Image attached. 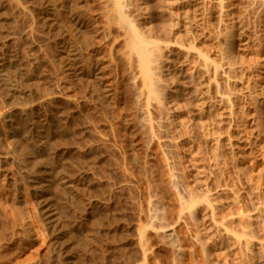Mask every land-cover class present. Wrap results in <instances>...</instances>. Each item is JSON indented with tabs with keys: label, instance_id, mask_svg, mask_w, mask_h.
<instances>
[{
	"label": "bare ground",
	"instance_id": "obj_1",
	"mask_svg": "<svg viewBox=\"0 0 264 264\" xmlns=\"http://www.w3.org/2000/svg\"><path fill=\"white\" fill-rule=\"evenodd\" d=\"M28 1L26 2L27 5L30 3L31 8L37 9L39 12V14L37 13L39 15L38 20H40V27L42 25L44 29L45 38H49L54 43L56 59L63 71L62 78H66L71 87L80 94L75 96L85 95L87 98L98 101L101 104V106L99 104L100 107L103 105L106 109H112L113 106V108H116L115 110L120 112V121L118 120L120 123L118 122V125L121 126L120 136H122V139L119 136L117 137L121 139L120 142H123V145L122 142L120 144L121 147L123 146L121 162L124 163L123 168L125 170L122 174H128L130 177L129 184L131 187L133 185L136 187L137 193L134 187L133 192L138 195H136V198L139 197V204H137L138 201L136 204L140 206V220H138L139 224L132 229V241L129 242L126 238L123 228H121V232L116 231L118 234L120 233L121 245L119 249L123 258L120 264H148L151 261L154 262L153 264H264V0H101L102 9L98 13L95 8L97 10V12H94L95 15L92 13L91 15L86 14L89 12L85 10V0H66L63 9L69 15L70 27L68 26V30L64 31L61 26L66 24L63 25L59 22V19L61 18L63 21L68 16L66 18L59 17V9L57 5H54L55 0H52V2L51 0ZM59 2L61 4L62 1ZM98 2L99 0L95 4ZM90 4L87 5L90 6ZM95 4L94 6L97 5ZM21 5L24 10L25 4ZM91 5L93 9V4ZM14 6L17 9V3ZM61 6L58 7L61 9ZM60 16L63 15L60 14ZM8 37L10 38L9 35ZM3 39L7 40V38ZM42 40L44 39L42 38ZM10 41L12 40L10 39ZM44 42L48 43L45 40ZM102 42L106 47L105 58L101 56ZM2 54H0V80L8 87L7 83L12 85L15 83L8 82L10 77L7 74V69L11 61L7 57H3ZM58 65L55 64V68ZM14 69V71H17L15 66ZM23 69L26 71L25 67ZM46 72L41 73L45 75ZM38 73L33 74L39 75ZM46 75L48 74L46 73ZM38 79L33 76L28 79L25 78L22 84L24 88L21 87L22 89L15 87L10 90L12 88L8 87L13 100L15 98L20 103L17 106L27 103L23 99H27L26 95H31L33 91L37 90ZM18 80L20 82V79ZM41 82L39 83L41 84ZM45 82H47V79ZM18 85L20 84L18 83ZM6 86H4L5 89H7ZM47 87L41 88L44 89L45 93L40 91L42 93L40 95H44L40 97V100L38 99V102L40 101L43 106H49L51 112H46V108L41 120L29 121V131H31V134L34 132L33 135L36 134L38 138V144H35L33 148L36 154L35 158L41 173L51 178L57 191L71 193L76 196L79 191L78 176H75L78 179L72 177L74 173L69 176V173H65L67 170L63 171V167L59 164V162H63L60 161V157L64 156L66 150H58L54 153L55 144L53 148L46 147L45 134L49 132L46 129L47 125L63 120V114H65V112L61 113L63 110H60L61 104H58L61 96L65 98L64 94L60 95L58 89L61 88L58 87L55 91L52 90L53 93H49L47 92L49 87L48 89ZM35 93L34 95H38ZM67 97L70 96L66 94V100L72 98L74 104L77 101V97L75 100L73 97ZM91 101L93 100L90 99L89 105L92 103ZM81 103L83 102H80V105ZM14 104L16 105V102ZM27 105L30 106V103H27ZM38 106L41 108L40 105ZM21 107L23 106L21 105ZM77 107L79 106L77 105ZM63 108L67 107L64 106ZM25 109H21L22 113L27 112L28 108ZM29 109L31 108L29 107ZM31 111L28 113H31ZM66 111L69 113L68 110ZM72 112L70 113L72 114ZM28 115L31 116V114ZM33 115L35 116V114ZM30 118L28 120L32 119ZM91 119L94 120L93 117ZM60 128H63L62 125ZM55 136L57 135L55 134ZM49 137L52 140V137ZM59 138L57 137L56 140H59ZM63 142L61 145H63ZM99 142L98 144H100ZM77 143L79 146L81 145L78 141ZM77 143L75 141L76 145H78ZM85 146H88V144ZM59 147L62 146L58 145V149ZM46 149H52L53 152L47 153ZM83 149L85 148L83 147ZM119 149L121 151L120 146ZM78 150L80 151L81 148ZM67 151H70V149ZM71 153L73 155V151ZM90 153L93 155L94 151ZM82 156L84 157V154ZM72 157L69 160H72ZM78 159H81V156ZM83 159L85 161L92 160L91 157L87 160ZM34 161L31 160V163H34ZM74 162L73 165H75ZM78 162L80 163V161ZM74 168L80 170L81 180L79 182L87 189L93 180L90 181V175L94 177L95 173L98 174L97 170L102 167H98L94 174H90V168L86 166L82 168V171L79 166L78 168L74 166ZM103 170L101 169L99 172L103 173ZM126 178H128L127 175ZM41 179L44 180L43 177ZM97 179L98 177L95 180ZM101 181H97L98 190L102 188V184L99 185ZM125 182L127 183H124V186L119 185L120 182L118 181L116 184L118 183V186L122 188L127 186L126 189L130 194L132 192L130 191L131 187H128L127 180ZM125 184L127 185L125 186ZM44 185L41 184V186ZM112 185L114 186V184ZM41 186L39 187V190H42L39 198L44 209V213L42 212L44 218L53 229L55 243L59 251L62 255H66L64 259L62 258L64 263L74 264L76 262H73L68 256L75 254L73 253L75 250L73 251L70 247L69 239L67 240V236L70 234L69 232L67 235L66 228L68 219L65 218L66 216L61 217V213L59 214L57 210L60 206L56 209L55 204L49 198L51 196H47L46 185L40 189ZM109 186L111 185L109 184ZM109 186L106 187L107 189L103 187L105 191L109 190ZM118 186L117 188H119ZM47 187L50 186L47 185ZM37 188L38 186L35 189L38 190ZM120 190L123 189L120 188ZM120 190H116V194ZM89 192L93 191L88 189L87 193ZM84 193L85 191L81 194L84 196L86 195ZM99 195L102 197V202H104L102 194L99 193ZM117 197H115L116 200ZM82 198L79 201H82ZM111 199H114V196ZM132 199L134 200V196ZM101 200L98 201L101 203ZM124 200L123 202H125ZM109 202L107 201L108 204ZM115 202L111 203L114 204ZM118 202L122 201L119 200ZM133 203H131L132 207L134 206ZM61 204L63 205L62 202ZM71 205H75V203ZM128 207L130 206H127V212L129 211ZM60 209L62 211L63 208ZM110 209L115 210L111 206ZM101 210H103L102 207ZM113 210L110 212L112 213ZM85 212L84 214H86ZM87 213L90 214V212ZM129 213L132 212L129 211ZM28 217H31V215ZM116 217H114V220ZM129 217L131 218V216ZM129 217L126 219H130ZM136 219H133V221ZM27 220L26 222L22 221L26 224ZM134 222H137V220ZM29 223L31 224V222ZM30 224L28 226L32 225ZM92 224L97 225V221L96 223L93 221ZM26 225L23 227L24 229L27 228ZM79 226L82 227L80 224ZM107 227L110 226L107 225ZM111 227L113 226L111 225ZM118 227L120 228V226ZM113 229L111 228V230ZM127 229L129 228L127 227ZM112 233L115 234V232ZM107 234L110 235L111 233ZM114 234L113 236L116 237ZM93 236L95 238V235ZM97 238L96 244L98 242ZM78 242L79 240L76 242L77 244L75 242L74 244L76 246L80 245L82 240ZM113 242L115 241H110V243L115 244ZM104 244L106 245L105 242ZM82 246H79L82 248V250H79L83 253ZM91 249L95 254V247L91 246ZM100 250H103L102 246H100ZM108 250L106 251L108 252ZM134 250H136L137 255L134 254ZM87 253L90 254L88 250ZM151 253H153L154 256H151L154 259L152 258L153 260L149 261L148 257ZM83 257L80 259L84 260ZM116 257L115 259H117ZM76 258L74 255V259ZM100 259L98 260L100 261Z\"/></svg>",
	"mask_w": 264,
	"mask_h": 264
},
{
	"label": "rangeland",
	"instance_id": "obj_2",
	"mask_svg": "<svg viewBox=\"0 0 264 264\" xmlns=\"http://www.w3.org/2000/svg\"><path fill=\"white\" fill-rule=\"evenodd\" d=\"M1 1H0V3H2V4H0L1 5V7H0V13H1L0 14V52L1 53L0 54L3 53L2 56L3 57H7L11 61L9 67L13 63L15 64V65L13 64L10 67L11 70L9 69V67H8L9 71L7 69V72H8L7 74L10 77L9 78L10 80L8 82L15 83L13 85L7 83L9 85L8 87L12 88V89L9 88L10 90H13L15 87L21 88L23 86L22 84H23V81H25V78L28 79L30 76H33L36 79H38L41 76L42 78L40 77L38 79V81L39 82L42 81V82H41V84L39 82L37 83V85L39 84L38 88H37V90H35L36 88L34 89L35 92L37 91V93H35L33 91V93L31 94L32 96L34 95V93L38 94V95L42 94L41 92L45 93L44 89H41V88H44V87H47V86L49 87V89L47 87V89L49 90L47 92H49V93H53L52 90L55 91V89H58V87L61 88V89H58V90L60 92V95L64 94L65 98L64 97L62 98V96H61L60 99H59L58 104L59 105L61 104L60 105L61 106L60 110H63V112L61 111V113L63 114L65 112V114H63L64 115L63 116V120L55 121V123L53 122V123H49L47 125L46 129L51 134L49 132H47V130H46V132H47V134H45L46 135V141H47V146L46 147L49 148L48 146H50V148H53V145L55 144L56 148L55 147L54 148L56 150L53 148L54 153L57 152L58 150L59 151L63 150V149L66 150V151L64 150L65 151L64 156L60 157V161L61 162L63 161V162L62 163L59 162V164H60V166L63 167V168L61 167L63 171L67 170V172H65V173H67V174L69 173L70 174L69 176H72L73 173H74V175L72 177L76 178V179L79 178L77 180V182L79 183V191H78V194L76 196H73V194H71V193H63L61 191H57V188H56L55 184L53 185V181L51 180V178L46 176V175H43L41 173V169L39 168V166L37 164V161H36V158H35L36 154H35V150L33 148H34L35 144H38V138H37L36 134H35L36 136L33 135L34 132L31 134V131H29V129H30V122L29 121L32 122L34 120L35 121L39 120V119L41 120L42 117H43V114L46 111V108H47L46 112H49V113L51 112L49 106H47V107L43 106L42 104H40L41 103L40 101L38 102V99L40 100V97L43 96L44 94L40 95V96L34 95L33 97L30 94H28V96L26 95L27 99H23V101L26 100L27 103H30V106H28L27 103L21 104L23 107H21V105L17 106L20 103L17 102V99H15V98L13 100L11 91L8 89V87L5 85V83L3 84L2 81L0 80L1 81L0 82V116L2 115L0 117V118H2L0 120V122L2 123V124L0 123V264H57V263L66 264L63 261V259L65 258L66 255H64V254L62 255V253L59 251V249H58V247H57V245L55 243V238H54L55 234L53 233V229L50 226V224L48 223V221L44 218L45 217L43 215L44 209H43L42 203L40 202V198H39L40 195H41L40 191H42V190H39V187L41 186V184L44 185L47 181H49V182H47L45 184L46 185L45 189H47V193H46L47 196H51L49 198H51L50 200L53 202V204H55L56 209H57L58 206H60V207H58L59 209H57V210L59 211V214L61 213L60 214L61 217H65L66 216L65 218H67L68 220L70 219V221H69L70 223H69L68 220L66 221L63 218L66 221V224H68V226H66L67 235L70 232V234L67 236V240L69 239L68 242L70 244V247H72L73 251L75 250L73 252L75 254L68 255L73 262H76L74 264H77V263L80 264L81 262H83L84 264H87V262H89V264L91 262H92L91 264H120L122 262L121 260L123 258L120 255V249H119V247L121 245L120 238H119L120 233L118 234L117 232H121L120 230H122L121 228H123L124 229L123 230L124 231L123 232L124 235L127 236L126 238L129 240V242H131L132 241L131 239H133L132 238V231H133L132 229H133V227L135 225L139 224L138 220H140V215H139L140 214V206L139 205H138L139 207L137 206V204H139V197L136 198V195H137L136 194L137 191L135 190L136 187L133 185L134 190L136 191V193H135V192H133L134 191L133 187H131V185L129 184L130 177L128 176V174H126V173L122 174V173H124L125 170L123 168L124 163L121 162L122 161L121 158H123V154H121V153H123V150H122L123 146L121 147V145H120L121 142H122V141L120 142V140L122 139L121 138L122 136H120V134H121V131H120L121 130V126L118 125L120 123L119 122L120 121V117H119L120 116L119 115L120 112L115 110L116 108L115 107L113 108V106L112 107L110 106L112 108V109L109 108L110 110L106 109V107H103V105H102V107H103L102 108V107H100L101 104L98 101H96L93 98H87V96H85V95L84 96L81 95V96L77 97L80 94H78L77 91L73 87H71L70 83L66 80V78H64V79L62 78L63 77V75H62L63 71L60 69V66L58 65V60L56 59V50L54 49L55 46H53L54 43L51 42L52 40H50L49 38L48 39L45 38L46 36H45L44 29H43L42 25H41L42 28L40 27V22H39L40 20H38L39 19V15H38L39 12L37 11V9L34 10L33 8H31L32 6L30 5V3L27 5L26 2H29L28 0H7V1L6 0H1ZM13 1H15L14 5H16V3H17V9H16V6L13 5ZM57 1L55 0V3H54V1H53V3H54L55 6L57 5V8L59 9V17L66 18V16H68L63 21H62L61 18L59 19V22H61L63 25L64 24H66V25L68 24L67 27H66V25L61 26L62 25L61 23H60L61 24L60 26L63 29V31L64 30H68V28L70 27L69 26L70 25L69 24V15L67 13H65L67 11L65 9H63V8H65L64 6H65V1L66 0H59V1H62V2L64 1L63 3L61 2V4H60L59 1L57 3ZM89 1L85 0V2H84V5L86 4L85 10L86 11L88 10L87 12H89V13H86V14L87 15H91V13H92V14L95 15L94 12H97V10H98V13H100V11L102 9V4L100 2L101 0H99V2L96 3L97 5L95 4V2H97L98 0L97 1L96 0L95 1L94 0L93 1L89 0ZM51 2H52V0H51ZM90 3L93 4V9H92V5ZM99 3H100V5H99ZM21 4H23V5L25 4L26 5V6L24 5V10H23ZM87 4L88 5L90 4V6H88ZM94 4L96 6H94ZM20 5H21V7H20ZM60 5H62L61 9H60V7H58ZM99 6H101V7H99ZM90 7H91V9H90ZM21 8H22V11H21ZM30 8H31V10H30ZM91 10H93V11H91ZM28 11H30V12L28 13ZM61 12H63L64 14L61 13ZM60 14L63 15V16H60ZM65 14H67V15H65ZM64 15H65V17H64ZM20 34H22V35H20ZM8 35L10 36V38L8 37ZM18 36H20L21 38L20 37L17 38ZM3 38H7V40L3 39ZM42 38L45 41H47L48 43L44 42V40H42ZM10 39L12 41H10ZM4 40H5V42H4ZM49 42H51V43H49ZM44 43H46V44H44ZM101 45H102V47H101V56L103 58H105L106 57V47L103 44V42L101 43ZM20 60H22V61H20ZM18 61H19V63H18ZM55 64L58 65V66H56L57 68H55ZM16 65H17V67H16ZM18 65L19 66L21 65L20 66L21 69H20V67ZM22 65L25 67L27 72L24 71V69H23L24 67ZM14 66H15L17 71H14L15 70ZM18 68L20 69V71H19L20 73L18 72V70H19ZM57 69H60L61 72H59L60 70H57ZM43 70L47 71L46 73L48 75H46V73H45V75H46L45 76L44 73H41V72H45ZM12 71L15 72V73H13ZM39 71H40V73H38ZM9 72H12L13 74L12 73L10 74ZM35 72L38 73L39 75L33 74ZM16 73L18 74V76H17ZM12 75H14V76H12ZM43 76H45V77H43ZM11 78H12V80H11ZM45 78L47 79V82L49 84H51V86H53V87L49 86V84L47 82H45V80H46ZM13 79L16 80V82L17 81L18 82L17 83L14 82ZM18 79H20V82H19ZM42 79H44V80H42ZM61 79H63V80H61ZM18 83L20 85H18ZM45 83H46L47 86L45 85ZM42 84L45 85V86H43ZM54 85H56V86L54 87ZM61 85H62V87H61ZM4 86H6L7 89H5ZM64 87L66 89H69V87H70V89L67 91ZM22 88H24V87H22ZM61 90L62 91L65 90V91H63V93H62ZM66 94H67V96H70V97H67V98H71V97L77 95V96L73 97V99L75 100V98L77 97L76 98L77 101L76 102L74 101V102H75V104L78 103L77 105L79 107H77V105L75 106V104L71 100L72 98L66 100ZM81 97H83V98H81ZM23 98H25V96H23ZM28 99H31L30 100L31 102L30 101L28 102L27 101ZM35 99L37 100L38 103L36 102ZM90 99H92L93 101H91V102L95 103V104L90 103V105H91L90 106L89 105ZM70 100L72 102V105H71ZM14 101L16 102V105L14 104L15 103ZM33 101L36 102V103H34ZM86 101H88V102H86ZM80 102H83V103H81V105L83 104L82 106L80 105ZM85 103H88V104H85ZM99 104H100V106H99ZM38 105H40V106L42 105L41 108H39ZM95 105L96 106L98 105V107H96ZM64 106L67 107V108H63ZM69 106H71L70 109H68ZM17 107L18 108L20 107L22 110H23V108L25 109L26 107L28 109L26 108L27 112L25 111V112L22 113V110L21 109L19 110ZM29 107L31 109H29ZM73 107L77 108V109L74 110ZM71 108H73L72 109V110H74L73 112H72ZM78 108H79V110H78ZM48 109H49V111H48ZM83 109H84V111H83ZM31 110H33V111H31ZM66 110H68L69 113L72 112V114L71 113L69 114ZM30 111H31V113H28ZM77 111H78V113H77ZM32 112H34V113H32ZM79 113H81V114H79ZM28 114H31V116L28 115ZM33 114H35V116ZM40 114H42V115H40ZM32 115H33V117H32ZM72 115L75 116V117H73ZM25 117L27 118V120H26ZM35 117H36V119H35ZM78 117H79V119H78ZM92 117L94 119L93 121L91 119ZM29 118L31 120H28ZM68 118H70V119H68ZM24 119L27 122H25ZM22 120L24 121V123H23ZM66 122H67V125H66ZM91 122H93V123H91ZM20 123H22V124L20 125ZM25 123H26V128H25ZM27 123H28V125H27ZM57 124H59V125H57ZM61 125H62L63 128H60ZM22 126L24 127V130H23ZM54 128H55V130H54ZM66 128H68V129H66ZM61 130L63 131V133H62ZM64 130H66V132H64ZM26 132H27V134H26ZM29 132H30V136H29ZM55 134L57 136H55ZM27 136H29V137H27ZM31 136H34V137H31ZM49 136L52 137V140H51V138ZM59 136H60V138H59ZM117 136H119L121 139L119 137H117ZM35 137H36L37 140L34 139ZM57 137L59 138V140H56ZM30 139H32V140H30ZM60 139H62V140H60ZM64 140H66L67 142L66 141L63 142ZM61 141L63 142V145H61L62 144ZM75 141H76V143L78 141L81 145L79 146L78 143H77L78 145H76ZM94 141H97L96 142L97 144ZM31 142L34 143V144L31 145L32 144ZM59 142H61V143H59ZM71 142H73V143L71 144ZM98 142L101 145L98 144ZM89 143H92V144H89ZM102 143L104 144V146H103ZM64 144H66L67 146L66 145L64 146ZM83 144H85V145L88 144V146H85V145L83 146ZM58 145L62 146L63 148L59 147V149H58ZM98 145H100V146H98ZM122 145H123V142H122ZM119 146L121 148V151L119 149ZM83 147L85 149H83ZM77 148L78 149L81 148V150L79 151ZM91 148H92V150H91ZM30 149H32V150H30ZM69 149H70L71 152L73 151V155H72V153L70 151H67ZM88 149L91 150V151H89ZM51 150L52 149H46V152L47 153L48 152L49 153L53 152ZM92 151H94L93 155H96V156H93L90 153ZM99 153L101 155H98ZM83 154H84V157L82 156ZM76 155H78V157H76ZM121 155H122V157H121ZM70 156L71 157L74 156L76 158L72 157V160H69V158L71 159ZM80 156H81V159H78ZM86 156L87 157L89 156L88 158L91 157L92 160H94V161L89 159L90 161L88 160L89 161V163H88V161H85L83 159V158H85L87 160L88 158ZM103 156H104V158H103ZM64 157L66 158L65 160L63 159ZM96 157H98V158L100 157V158L98 159ZM94 158H96V159H94ZM73 159H75V160H73ZM31 160H32V162L35 160L34 163H31ZM66 160H68L67 161L68 163L66 162ZM73 161L76 162V163L74 162L75 165H73ZM78 161H80V163ZM35 162H36V164H35ZM81 162H83V163L81 164ZM84 162H87L86 163L87 165ZM91 162H93V163H91ZM69 163H70V165H69ZM34 164H35V166L37 165L36 168H35ZM67 164H68V166H67ZM79 164H81V165H79ZM83 164H85V165H83ZM30 165H32L34 167L32 168V166H30ZM89 165H91V166H89ZM92 165H93V167H92ZM74 166H76V168H78V166H79L81 171H82V168H84L85 166L89 167L90 171H91L90 174H94L96 172V170L98 169V167H102L101 169L102 170L104 169V170H103V173L99 172V171H101V169L97 170L98 174L95 173L94 174L95 176L92 175L94 177H91V175H90V181L92 179L94 181L92 180L93 182L92 181L90 182V186H88V188L85 189L84 188L85 186H83V184H81L79 182V180H81L80 170L79 169H75ZM94 166H95V169H94ZM73 168H74V170H73ZM120 168L123 169L122 172H121ZM91 169H93L94 171L91 170ZM99 175H100V178H99ZM105 175H107V176H105ZM126 175H127L128 178H126ZM75 176H78V178L75 177ZM42 177L44 178L45 181L43 179H41ZM95 177L96 178L98 177V179L95 180L96 179ZM100 179L101 180L105 179L106 181L108 179V181L107 182L105 180L101 181ZM228 179H229V176H228ZM125 180L128 181V184H129L128 187L129 186L131 187L130 191H132V192H130V194H129V192L126 189L127 188V186H126L127 184H125L126 187H124V188L121 187L122 185L124 186V183H127V182H125ZM97 181H101V182H99V185L102 184L101 185L102 188L100 186L101 189L100 188L99 189L102 190L103 192H101L100 190L97 189V187H98V182ZM114 181H116V182L118 181V182H120L119 185H121V184L122 185L118 186V183L116 184V182H114ZM36 182H38V183H36ZM40 182H42V183L40 184ZM105 182H106V186L104 185ZM112 182H114V183H112ZM109 184L113 188L111 186H109ZM112 184H114V186ZM47 185L50 186V187L48 188ZM37 186H38V188H37L38 190L35 189ZM44 186H41L40 189L44 188ZM94 186H96V187H94ZM108 186H109V190L105 191V189H107ZM117 186L119 188H117ZM114 187H115V190H114ZM120 188L123 189V190L121 191ZM88 189L90 191L92 190L93 192L87 193ZM93 189H95V190H93ZM118 189L120 190V192L117 191V194H116V190H118ZM80 191H81V193H83L85 191L84 194H86V195L83 196V194L79 193ZM108 191H109V196H108ZM113 191H115L114 195H113ZM35 192H36V194H35ZM49 192H50V194H49ZM38 193H39V195H38ZM92 193H93V195H92ZM99 193L102 194L104 202L106 200L108 202L110 201L109 204L111 202L112 203L115 202V200H116L115 197H117V196L118 197H117V200H116V202L114 204L111 203L109 205L107 203V201L105 203L102 202V200H101L102 197L99 195ZM110 195H112V196L110 197ZM130 195H131V198H130ZM113 196H114V199H111V198H113ZM133 196H134V200L132 199ZM79 197L80 198L83 197L84 199L82 198L81 199L82 201H79L80 200ZM63 198H64V200H63ZM86 198H87V200H86ZM105 198H107V199H105ZM22 199H24V200H22ZM72 199H73V201H72ZM99 199L101 200V203H100V201H98ZM124 199H126V200H124ZM66 200H68L69 203H68V201L65 202ZM119 200L122 201V202L119 203L118 202ZM123 200L125 202H123ZM127 200H129V201H127ZM74 201H76V202H74ZM77 201H78V203H77ZM137 201H138V203L136 204ZM61 202L63 203V205L61 204ZM73 202L75 203V205H71V204H74ZM130 202L131 203L134 202L133 205L135 206V208H134V206L132 207V204ZM66 203H68V204H66ZM103 203H104L105 206L103 205ZM91 204H92V206H91ZM93 204H95V205H93ZM106 204H107V206H106ZM85 205L89 206V207H86ZM76 206H77V208L79 207L78 208L79 210L77 208H75ZM97 206H99V207H97ZM110 206L112 208H114L116 211L113 210V209L109 210ZM124 206H126V207L124 208ZM127 206H130V207H128V210L131 211L132 213L134 212V209L136 211L133 214L132 213L130 214L129 211L128 212L126 211L127 210ZM61 207L63 208L62 211L64 213L61 211V209H60ZM80 207H81V210H80ZM101 207L104 210V212H103V210H101ZM76 209H77V211H76ZM94 209H96V210H94ZM118 209H120V210H118ZM86 210H88V211H86ZM90 210L91 211L93 210V212H91ZM111 210H113L112 213H114V214H112L110 212ZM84 212L86 214H84ZM87 212H90V214L87 213ZM124 212H125V214H124ZM28 213H29V215H27ZM110 213H111L112 216L110 215ZM115 213H117L116 216L118 218L115 216ZM136 214H138V215H136ZM24 215H25V217H24ZM30 215H31V217H28ZM86 215H87V217H86ZM21 216H22L23 219L21 218ZM41 216L43 217L42 219H41ZM79 216H80V219H79ZM129 216H131V218H133V216H134L133 219H136L138 217L136 219L137 222H134L136 220L133 221V219H131ZM88 217H89L90 220L93 219L92 222L95 221V223H96V221H97V225L96 224H92V222H90ZM114 217H116L115 220H114ZM124 217H126V218L129 217L130 219H126ZM29 218H31V219H29ZM27 219H29V220H27ZM82 219H83V221H82ZM22 220L25 221V222L27 220V223H26L27 225L25 223H23ZM32 221H33V223H32ZM100 221H101V223H99ZM28 222H31V224L33 226L30 223L29 224L32 227L28 226L29 225ZM88 222L90 224H92V225H90ZM103 222H104V224H103ZM24 224L27 226V228L28 227L29 228L28 229L27 228L24 229L23 228L25 226ZM79 224L82 226L81 228H80ZM36 225H38V226H36ZM107 225L110 226V227L112 225L113 226V227H111L112 229L115 226L114 229H116V230H114V229L111 230V228L107 227ZM92 226H94L95 228L92 227ZM118 226H120V228ZM127 227L129 229H127ZM105 228H106L107 231L105 230ZM79 229H81L82 231L79 230ZM102 229H104V230H102ZM29 230L31 232L32 231L33 232L32 233H27V232H30ZM34 230L37 231V232H35ZM78 230L80 231V233H79ZM110 230H111V232H110ZM75 231L78 232V233H76ZM112 232H115V234L112 233ZM51 233H53V235H51ZM107 233H109V234L111 233V234L108 235ZM35 234H36L37 237L34 236ZM86 234L89 237H92L93 235H95V238H93L94 236L91 238L93 240L95 239V241L91 240ZM113 234L116 235L117 239H116L115 236H113ZM127 234L130 235V236H128ZM81 235H83V237H81ZM98 235L99 236L100 235L101 236L105 235L106 237L102 236V238H101V236L99 237ZM110 236L113 237V238L115 237L114 238L115 240L113 238L110 239L111 238ZM96 237H98L97 238V240H98L97 244L95 243L96 242ZM81 238H83L84 240L81 239ZM70 239H72V240H70ZM80 239L82 240V242H81ZM86 239H87V241H85ZM78 240H79V242H81V244L83 246L81 244L77 245L78 247L75 245V244H77L76 242ZM104 240H106L107 242L104 241ZM100 241H101L102 244L100 243ZM103 241L106 243V245L104 244ZM110 241L111 242L115 241V242H113L115 244L110 243ZM74 242H75V244H74ZM86 243H87V245H86ZM74 246H76V247H74ZM79 246L83 247V249H84L83 253L81 251L82 248H80ZM87 246H88V248H87ZM91 246L95 247V254L97 253L96 256H95V254L93 252V249H91ZM100 246H102V248H103L102 251L103 252L100 250ZM98 248H99V250H97ZM104 248L106 250L109 249L110 250V251L108 250L109 253ZM79 249H81V250H79ZM87 250H88V252H90V254L87 253ZM89 250H91V251H89ZM55 251H57V252H55ZM80 251H81V253H80ZM98 251H101V252H98ZM105 251H106V254L104 253ZM59 253L61 254V256H60ZM114 254H116V255H114ZM134 254L137 255L136 254V250H134ZM74 255H75V258H76V255H77V258L79 260L77 258L74 259ZM79 255H80L81 259L84 256L83 257L84 260H81L79 258ZM151 255H153V253H151L149 255L150 256V257H148L149 261L154 259V257H153L154 255L153 256H151ZM91 256H92V258H90ZM114 256L115 257L117 256L116 257L117 259H115ZM100 257H101V259H100ZM112 257H114V258H112ZM97 258L100 259V261ZM110 258H111V260H110ZM95 259H97V260L95 261ZM105 260H106V262H105ZM111 261H113V262H111ZM151 262L150 263L148 262V264H153L154 263V262H152V263ZM83 263H81V264H83Z\"/></svg>",
	"mask_w": 264,
	"mask_h": 264
}]
</instances>
